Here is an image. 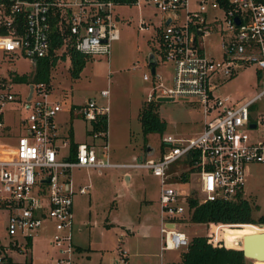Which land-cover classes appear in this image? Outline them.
Wrapping results in <instances>:
<instances>
[{
	"label": "built area",
	"instance_id": "built-area-1",
	"mask_svg": "<svg viewBox=\"0 0 264 264\" xmlns=\"http://www.w3.org/2000/svg\"><path fill=\"white\" fill-rule=\"evenodd\" d=\"M132 1L127 6L153 7L159 14L156 51L162 62L173 65L172 76L165 78L157 72L158 62L148 64L149 71L143 74V81L150 84L145 102H191L202 109V130L186 139L161 137L158 153L151 158L113 163L107 131L94 130L98 119L107 117L108 103L99 105L90 98L68 109L89 124L90 142L78 143L72 151L68 133H60L56 118L63 107L50 100V86L20 82L16 79L25 75L1 73L2 65L18 57L36 66L40 59L56 58L57 64L64 54L70 61L68 47L91 59L109 60L111 45L119 38V23L125 22L116 9L124 5L112 0H0V142L10 139L14 129L6 122L7 115L17 114L20 132L12 152L0 146V214L4 216L0 264L24 263L32 234L49 226L51 244L62 255L57 264H68L71 237L61 233L72 226L74 191L69 174L74 169H139L159 178L160 251L164 252L188 245L189 238L177 227L188 216L189 197L200 204L233 201L245 189L246 166L264 163V111L256 109L264 101V0H197L196 11L187 9L189 0ZM148 27L140 20L137 29L144 32ZM54 32L62 45L52 50ZM213 41L216 56L214 49L207 48ZM251 64L257 69L255 97L238 105L216 94L225 81ZM22 86L28 89L24 98L18 90ZM108 96V89L100 91L101 98ZM188 157L198 175L197 185L190 192L175 190L169 186L175 178L170 168ZM86 192L82 187L78 190L81 195ZM255 227L264 233V225ZM119 255L125 258V252Z\"/></svg>",
	"mask_w": 264,
	"mask_h": 264
},
{
	"label": "rangeland",
	"instance_id": "rangeland-1",
	"mask_svg": "<svg viewBox=\"0 0 264 264\" xmlns=\"http://www.w3.org/2000/svg\"><path fill=\"white\" fill-rule=\"evenodd\" d=\"M197 0H189L187 9L196 11ZM125 22L119 23V38L111 45L109 60L92 59L87 62L79 78L70 74V61L60 60L50 73L49 86L51 101H59L63 113L56 121L65 122L72 105L85 103L93 98L99 105L108 103V145L109 159L113 163L131 164L140 158H151L158 153L161 137L190 138L203 126L205 117L202 109L181 99L159 102L158 113L167 123L165 132L150 134L144 143L138 111L150 92V84L143 81L148 64L158 62L157 72L166 78L173 74V65L162 62L157 53L154 28L159 26V14L153 7L138 9L135 6H120L116 9ZM140 20L149 27L144 32L137 29ZM216 56V41L210 46ZM212 54V53H211ZM16 71L20 75H34L36 64L29 59L18 57L14 63L5 62L1 73ZM255 64L240 69L235 77L225 81L216 92L221 97H230L238 105L252 99L259 92ZM109 90L107 99L100 97V91ZM18 90L24 98L28 89ZM258 111H264V101L257 104ZM26 111H21L25 116ZM17 114L6 116L11 123L12 136L0 142L1 149L16 145L20 134L16 126ZM67 125L64 124L63 128ZM74 138L83 140L84 124L80 119L73 121ZM101 152V150H99ZM98 151V153H99ZM187 167L184 163L171 166L169 173L179 177ZM128 175L129 180L125 179ZM196 172L190 173L186 183L172 181L169 186L175 190L190 192L197 185ZM74 195L72 197V226L62 235L71 237L68 264H181L179 251H160V179L147 170L139 169H74L69 174ZM87 189L86 194L78 193L79 188ZM244 197L259 210L253 211V218L264 216V163H252L245 168ZM3 219L0 214V235L3 234ZM177 227L190 239L193 236H207L220 233L225 225L192 224L188 220ZM256 225L249 228L248 233ZM255 233V232H252ZM52 228L46 227L32 234L31 250L27 259L32 264H57L62 256L59 249L51 244ZM244 235V234H243ZM242 235V237H243ZM224 245L223 242H221ZM229 249V248H228ZM125 252L122 259L119 252ZM20 261L19 256H14ZM249 260V264H254ZM264 262V260H261ZM21 264V263H20Z\"/></svg>",
	"mask_w": 264,
	"mask_h": 264
},
{
	"label": "trees",
	"instance_id": "trees-1",
	"mask_svg": "<svg viewBox=\"0 0 264 264\" xmlns=\"http://www.w3.org/2000/svg\"><path fill=\"white\" fill-rule=\"evenodd\" d=\"M118 5H131L132 0H112ZM62 40L54 32L51 42L52 50L59 48ZM70 59V74L72 78L77 79L83 71L88 61L92 60L86 55L81 54L72 47H68L66 53ZM65 54L62 60H65ZM56 58L38 60L34 75L21 76L16 80L20 82L33 81L36 83H45L49 86L51 70L56 65ZM138 121L141 126L143 141L146 143V137L150 134L161 136L167 127V123L160 118L158 113V102H143L138 111ZM94 130L107 131V117L103 116L94 124ZM71 141V149H76V144L72 141V130H68ZM187 167L178 179L180 183L189 181L190 173L196 169L193 167V160L188 157L181 161ZM188 220L192 224H215L225 225L220 233L213 236H193L189 239L187 247L180 254L181 264H249V259L245 258L241 249L242 235L254 225H264V216L254 219L252 214L254 210H259L258 206H252L244 197V191H241L235 200L229 202L215 201L200 204L192 196L187 200ZM186 220H182L184 223ZM216 236V237H215ZM221 242H225L224 245ZM29 251L31 244H28ZM229 248V249H228ZM22 264H32V258L26 259Z\"/></svg>",
	"mask_w": 264,
	"mask_h": 264
},
{
	"label": "water",
	"instance_id": "water-1",
	"mask_svg": "<svg viewBox=\"0 0 264 264\" xmlns=\"http://www.w3.org/2000/svg\"><path fill=\"white\" fill-rule=\"evenodd\" d=\"M155 73V68H151V74ZM171 99H158L157 102H170ZM254 128V126H251ZM225 243V242H224ZM226 247V245H225ZM227 248V247H226ZM245 258L249 260H264V233L247 235L243 239V248L241 250Z\"/></svg>",
	"mask_w": 264,
	"mask_h": 264
},
{
	"label": "crops",
	"instance_id": "crops-1",
	"mask_svg": "<svg viewBox=\"0 0 264 264\" xmlns=\"http://www.w3.org/2000/svg\"><path fill=\"white\" fill-rule=\"evenodd\" d=\"M79 105H81V104H78V105H72L71 107H73V106H79ZM61 113H63V111L62 112H60L59 114H61ZM58 114V115H59ZM77 119H80L82 122H83V124H84V131H83V136H84V138H83V140H81L80 142H78V141H76L75 140V138H74V129H73V126H72V124H73V121H75V120H77ZM58 124H59V128H60V133L61 134H66V133H68V130L69 129H71L72 130V141L75 143V144H78V143H82V142H84V143H89L90 142V138H89V133H88V128H89V124L88 123H86L85 121H83V119L78 115V114H76V113H74V112H70L69 110H68V112H67V114H66V119H65V122H63V121H60V122H57ZM64 124H70L69 126L67 125V127L66 128H63V126H64ZM202 130V129H201ZM200 130V131H201ZM199 131V132H200ZM198 132V133H199ZM198 133H196V134H198ZM107 134H108V114H107ZM195 134V135H196ZM129 176L128 175H126L125 176V179L126 180H129ZM247 234V233H246ZM254 264H264V262H261V260H257V261H255L254 262Z\"/></svg>",
	"mask_w": 264,
	"mask_h": 264
},
{
	"label": "bare ground",
	"instance_id": "bare-ground-1",
	"mask_svg": "<svg viewBox=\"0 0 264 264\" xmlns=\"http://www.w3.org/2000/svg\"><path fill=\"white\" fill-rule=\"evenodd\" d=\"M252 232H255V233H252ZM261 232H262L261 229L258 228V227H256L255 229L252 228L247 234L244 233V235H243V237H242V246H243V239H244L245 236H247V235H251V234H262ZM241 250H242V249H241Z\"/></svg>",
	"mask_w": 264,
	"mask_h": 264
}]
</instances>
